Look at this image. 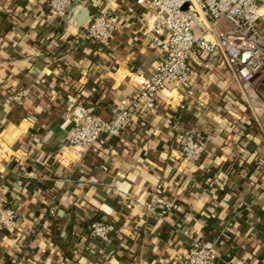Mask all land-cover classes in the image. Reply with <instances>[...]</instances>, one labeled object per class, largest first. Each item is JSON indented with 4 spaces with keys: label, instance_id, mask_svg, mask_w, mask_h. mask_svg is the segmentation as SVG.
Returning <instances> with one entry per match:
<instances>
[{
    "label": "crops",
    "instance_id": "crops-1",
    "mask_svg": "<svg viewBox=\"0 0 264 264\" xmlns=\"http://www.w3.org/2000/svg\"><path fill=\"white\" fill-rule=\"evenodd\" d=\"M47 3L0 0V213L18 215L0 228V264H179L195 238L216 243L220 264H264V76L242 84L200 55L192 97L170 85L100 155L66 150L61 163L73 113L110 120L162 53L136 0H74L65 19ZM100 5L119 21L106 51L84 40L87 23L75 29ZM193 129L209 143L199 164L178 152ZM159 186L180 206L166 218L146 208ZM96 218L117 228L113 246L88 236Z\"/></svg>",
    "mask_w": 264,
    "mask_h": 264
},
{
    "label": "built area",
    "instance_id": "built-area-1",
    "mask_svg": "<svg viewBox=\"0 0 264 264\" xmlns=\"http://www.w3.org/2000/svg\"><path fill=\"white\" fill-rule=\"evenodd\" d=\"M129 0H121L125 4ZM74 0H48L53 15L67 18ZM143 9L156 49L162 53L152 75L136 79L134 93L124 100L113 117L106 121L88 109L79 108L72 115L74 127L68 133L64 151L58 161H66L65 152L80 156H97L112 139H119L135 115L155 111L160 95L184 89L186 98L195 93L193 60L203 54L220 57L236 81L252 84L264 76V0H136ZM114 9L104 8L84 27L83 38L102 50H110L119 21ZM25 92L10 97L22 104ZM182 109L185 107L182 106ZM78 111L81 116L76 115ZM208 139L197 130L185 133L179 146L180 158L189 164L201 163L208 149ZM163 186L149 194L146 208L166 218L180 208L177 200L166 196ZM54 214V211H50ZM12 207L0 213V228L11 229L17 221ZM114 226L99 218L88 228L90 238L105 247L113 246ZM217 245L214 241L193 239L179 264H218Z\"/></svg>",
    "mask_w": 264,
    "mask_h": 264
},
{
    "label": "water",
    "instance_id": "water-1",
    "mask_svg": "<svg viewBox=\"0 0 264 264\" xmlns=\"http://www.w3.org/2000/svg\"><path fill=\"white\" fill-rule=\"evenodd\" d=\"M89 6L90 5L87 4L86 5V8L89 7ZM74 7H75V4H74L73 8ZM73 8H71V11H73ZM92 19H93V17L88 14V11L87 10L83 11L81 13V15L78 16L77 25H76V28L75 29L78 30L79 28H81L82 26H84L86 23H88V21H90ZM76 115L81 116L82 115V112L81 111H78L76 113ZM73 127H74V122L71 119V121L69 123V127L66 129V132L69 133Z\"/></svg>",
    "mask_w": 264,
    "mask_h": 264
},
{
    "label": "trees",
    "instance_id": "trees-1",
    "mask_svg": "<svg viewBox=\"0 0 264 264\" xmlns=\"http://www.w3.org/2000/svg\"><path fill=\"white\" fill-rule=\"evenodd\" d=\"M101 5H102V3H101ZM101 5H100L99 8H98V12H99V11H102V10L104 9ZM91 113H93V114H95V115H98L97 113H94V112H91ZM112 233H113L114 236H117V228H116V227L113 228ZM206 241H207V240H206ZM218 264H220V261L218 262Z\"/></svg>",
    "mask_w": 264,
    "mask_h": 264
}]
</instances>
